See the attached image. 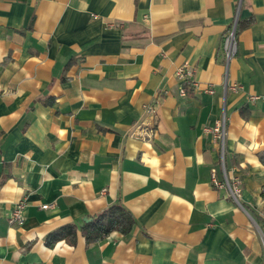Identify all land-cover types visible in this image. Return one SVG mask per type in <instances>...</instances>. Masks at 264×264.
I'll return each instance as SVG.
<instances>
[{"label":"crops","instance_id":"crops-1","mask_svg":"<svg viewBox=\"0 0 264 264\" xmlns=\"http://www.w3.org/2000/svg\"><path fill=\"white\" fill-rule=\"evenodd\" d=\"M183 63L213 93L179 95ZM249 95H264V0H0V264H264V100ZM223 114L240 204L211 180L204 128ZM115 203L131 231L86 242ZM71 223L73 244L46 243Z\"/></svg>","mask_w":264,"mask_h":264},{"label":"built area","instance_id":"built-area-1","mask_svg":"<svg viewBox=\"0 0 264 264\" xmlns=\"http://www.w3.org/2000/svg\"><path fill=\"white\" fill-rule=\"evenodd\" d=\"M237 13L234 16L233 22L230 26V29L226 33L222 41V50L223 56L225 60V65L227 67L229 60L236 54L237 52ZM174 76L179 82V95L185 96L187 93V88H192L197 92H205L207 94L213 93V88L210 84L205 87H201L200 83L194 79L192 69L185 63L180 64L176 67L174 71ZM225 87L232 89L234 91L241 88L239 84L231 83L228 84L225 81ZM249 100H264V95H249ZM205 131L210 132L218 143L219 146V162L222 169V178H217L214 172H211V180L215 186L218 188H226L232 198L239 203V198L241 196V179L238 176H228L225 167V115H222L220 120H216L212 126H208L204 128ZM1 138V135H0ZM264 190V188H263ZM240 204V203H239ZM26 204L24 200H19L13 209L11 210L7 222L10 225H21L24 222L23 210ZM47 205H42V207H46ZM264 217V214H263ZM262 242L264 245V237L262 238Z\"/></svg>","mask_w":264,"mask_h":264},{"label":"trees","instance_id":"trees-1","mask_svg":"<svg viewBox=\"0 0 264 264\" xmlns=\"http://www.w3.org/2000/svg\"><path fill=\"white\" fill-rule=\"evenodd\" d=\"M238 31V28H237ZM264 163L263 157H261ZM225 166L226 157H225ZM135 224V219L121 203H115L107 206L99 212L90 222L81 227L83 236L86 242H95L112 231H118L122 234H127L131 231ZM77 226L73 223L62 226L45 237L48 245H53L55 242L65 239L73 244L76 238Z\"/></svg>","mask_w":264,"mask_h":264}]
</instances>
